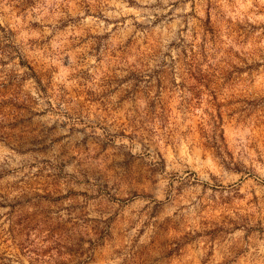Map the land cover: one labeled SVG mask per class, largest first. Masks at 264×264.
<instances>
[{"label":"rangeland","instance_id":"374dc122","mask_svg":"<svg viewBox=\"0 0 264 264\" xmlns=\"http://www.w3.org/2000/svg\"><path fill=\"white\" fill-rule=\"evenodd\" d=\"M0 264H264V0H0Z\"/></svg>","mask_w":264,"mask_h":264}]
</instances>
